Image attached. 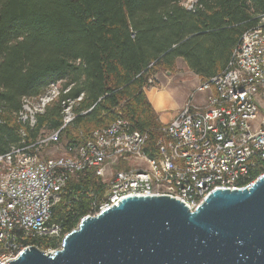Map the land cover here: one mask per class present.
I'll list each match as a JSON object with an SVG mask.
<instances>
[{
    "label": "trees",
    "instance_id": "1",
    "mask_svg": "<svg viewBox=\"0 0 264 264\" xmlns=\"http://www.w3.org/2000/svg\"><path fill=\"white\" fill-rule=\"evenodd\" d=\"M263 13L264 0H195L190 7L184 0H0V154L58 129L69 108L64 146L122 117L146 134L144 151L154 156L162 123L145 89L155 75L171 71L177 58L202 81L220 73ZM53 84L57 97L32 125L22 121L23 99ZM262 171L264 161L256 162L251 175ZM104 192L94 170L70 178L52 222L70 232ZM33 243L59 247L47 238Z\"/></svg>",
    "mask_w": 264,
    "mask_h": 264
},
{
    "label": "built area",
    "instance_id": "2",
    "mask_svg": "<svg viewBox=\"0 0 264 264\" xmlns=\"http://www.w3.org/2000/svg\"><path fill=\"white\" fill-rule=\"evenodd\" d=\"M49 88L45 96L23 99L22 121L32 125L34 114L57 97L58 86ZM196 93L206 95L199 102ZM72 118L66 108L58 129L0 154V264L36 246L37 239H53L60 247L66 233L52 222V207L66 182L88 170L101 178L105 192L78 223L129 196L169 195L193 211L214 190L243 189L264 174L251 175L264 161V13L241 35L225 69L203 80L162 124L154 156L144 151L146 134L118 117L65 146L64 154L40 157L41 146L58 143Z\"/></svg>",
    "mask_w": 264,
    "mask_h": 264
},
{
    "label": "water",
    "instance_id": "3",
    "mask_svg": "<svg viewBox=\"0 0 264 264\" xmlns=\"http://www.w3.org/2000/svg\"><path fill=\"white\" fill-rule=\"evenodd\" d=\"M5 264H264V174L214 190L193 211L169 195L123 198L83 218L55 251L27 246Z\"/></svg>",
    "mask_w": 264,
    "mask_h": 264
},
{
    "label": "rangeland",
    "instance_id": "4",
    "mask_svg": "<svg viewBox=\"0 0 264 264\" xmlns=\"http://www.w3.org/2000/svg\"><path fill=\"white\" fill-rule=\"evenodd\" d=\"M192 3H193V0H184V5L187 7H190ZM180 73L182 74L179 76ZM156 78L158 81H156L154 77L155 82L153 83L152 86H158L159 82L164 81L168 78L175 79L174 81L176 82V85L178 86L176 87V89L175 88L173 89L171 98L168 100L169 104L174 103L178 99V95H180L178 92L180 90L179 85H181L182 88H187V94L185 95V100H186L191 93L196 91V88L202 82V80L197 75H195L193 72H191L190 69L187 68L185 63L180 59L176 60L175 66L171 69V71H161L160 73L156 75ZM49 90L50 88L46 91V93L43 96H45L49 92ZM199 95H200L199 93L195 94V100H198L197 97ZM30 107L33 111L34 108L32 106ZM48 133L49 132H46L44 134H48ZM64 151H65L64 143L59 141L58 143H52V144L49 143V144L42 145L40 150L37 151V153H39L40 157L47 158V157H53V156H60L64 154ZM125 167H127V165ZM113 168L114 166L109 168V172L107 173L105 179H108L109 173ZM58 199H59V196L56 197V202L58 201Z\"/></svg>",
    "mask_w": 264,
    "mask_h": 264
},
{
    "label": "crops",
    "instance_id": "5",
    "mask_svg": "<svg viewBox=\"0 0 264 264\" xmlns=\"http://www.w3.org/2000/svg\"><path fill=\"white\" fill-rule=\"evenodd\" d=\"M178 59L182 60L181 58H177V60ZM181 74L182 73H180L179 76ZM155 80L158 81L156 75ZM174 80L175 79L173 78H168L164 81L159 82L158 86H150L145 89L147 98L149 99L153 108L157 111L159 121L162 124L169 122L175 116L185 100V95L187 94V88H182V86L179 85L180 90L178 92L180 95H178V99L174 103L169 104L168 100L171 98L173 89H176V87L178 86L176 85V82ZM199 94L200 95L197 97V101L200 102L203 100L206 94Z\"/></svg>",
    "mask_w": 264,
    "mask_h": 264
}]
</instances>
